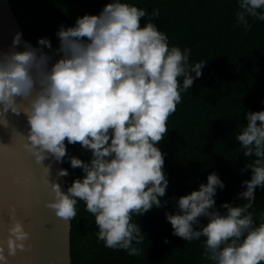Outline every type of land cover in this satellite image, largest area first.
I'll return each mask as SVG.
<instances>
[{
  "label": "clouds",
  "instance_id": "obj_1",
  "mask_svg": "<svg viewBox=\"0 0 264 264\" xmlns=\"http://www.w3.org/2000/svg\"><path fill=\"white\" fill-rule=\"evenodd\" d=\"M237 5L236 23L248 27L246 16L264 19V0H237ZM157 14V9L146 12L127 0H107L97 13L59 25L55 48L45 36L33 46L16 31L8 50L0 51V113L23 112L25 146L36 162L51 154L81 169L63 190L58 182L50 183L47 206L67 220L75 215L79 198L93 214L97 239L129 254L138 253L137 245L145 239L132 214L165 203V153L158 142L168 130L167 117L205 65L203 60L189 63L188 47L169 45L152 19L141 25V17ZM244 120L235 140L244 156L254 158L245 166L249 175L240 181L234 199L245 202L221 201L219 211L215 193L224 183L213 170L175 198L172 212L164 211L173 235L204 237L202 255L210 264H264V213L254 224L248 211L255 189L264 187V108L246 110ZM65 140L89 150V159L66 157ZM67 174V169H57V176ZM9 216L0 264H6L5 250L12 255L28 237L21 222L11 212Z\"/></svg>",
  "mask_w": 264,
  "mask_h": 264
},
{
  "label": "trees",
  "instance_id": "obj_2",
  "mask_svg": "<svg viewBox=\"0 0 264 264\" xmlns=\"http://www.w3.org/2000/svg\"><path fill=\"white\" fill-rule=\"evenodd\" d=\"M107 0H9L24 38L33 46L37 37L49 38L52 48L61 24L67 26L84 13L95 14ZM158 14L152 19L168 37L169 45L189 49V63L203 60L201 75L180 93V100L166 120L167 131L158 142L164 156L163 170L168 184L161 197V207H152L142 215L133 213L145 239L140 251L129 254L125 249L106 247L96 237L93 214L77 198L76 213L70 219V264H210L202 255L203 236L192 240L171 233L164 211L172 212L175 198L204 182L215 170L224 183L215 193L219 211L221 201L242 204L235 198L240 181L248 178L245 169L253 156H244L235 134L246 122V110L264 108V19L246 16L248 27L236 23L237 0H127ZM257 11H261L258 9ZM43 47V46H41ZM49 52L51 49L45 48ZM55 58V57H54ZM178 79H180L178 77ZM66 154L89 159L90 152L78 142L67 143ZM68 174L65 187L80 176L79 167L61 160ZM248 211L254 224L264 213V187L255 189ZM204 223L205 218L200 217ZM194 227H199V225ZM167 237L165 242L164 238Z\"/></svg>",
  "mask_w": 264,
  "mask_h": 264
},
{
  "label": "water",
  "instance_id": "obj_3",
  "mask_svg": "<svg viewBox=\"0 0 264 264\" xmlns=\"http://www.w3.org/2000/svg\"><path fill=\"white\" fill-rule=\"evenodd\" d=\"M16 31L25 40L9 0H0V51L8 50ZM27 129L23 112L0 113V241L7 235L10 212L28 233L22 249L12 255L5 250L6 264H70V219L56 216L46 203L51 199V182L66 188L64 176L56 175L62 162L51 154L36 162L25 146Z\"/></svg>",
  "mask_w": 264,
  "mask_h": 264
},
{
  "label": "snow or ice",
  "instance_id": "obj_4",
  "mask_svg": "<svg viewBox=\"0 0 264 264\" xmlns=\"http://www.w3.org/2000/svg\"><path fill=\"white\" fill-rule=\"evenodd\" d=\"M22 211H25V212H26V206H25V208H24V209H22Z\"/></svg>",
  "mask_w": 264,
  "mask_h": 264
}]
</instances>
